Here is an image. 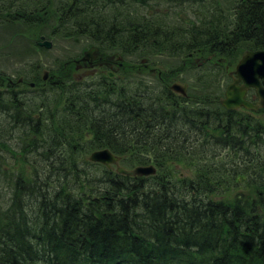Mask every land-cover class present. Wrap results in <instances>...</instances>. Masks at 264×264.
<instances>
[{
    "label": "trees",
    "instance_id": "obj_1",
    "mask_svg": "<svg viewBox=\"0 0 264 264\" xmlns=\"http://www.w3.org/2000/svg\"><path fill=\"white\" fill-rule=\"evenodd\" d=\"M22 1L0 0V14L56 19L63 38L160 68L162 55L264 49V0H235L231 16L210 0H63L53 12L48 0ZM64 63L34 89L0 83V264H264V121L213 97L196 106L145 69L133 84L79 79ZM105 148L157 174L89 161ZM183 163L196 175L160 172ZM121 208L130 225L116 224Z\"/></svg>",
    "mask_w": 264,
    "mask_h": 264
},
{
    "label": "rangeland",
    "instance_id": "obj_2",
    "mask_svg": "<svg viewBox=\"0 0 264 264\" xmlns=\"http://www.w3.org/2000/svg\"><path fill=\"white\" fill-rule=\"evenodd\" d=\"M24 6L26 5L25 1L18 0ZM48 8H51L53 12L55 8L59 5V3L63 0H48ZM212 3L217 4V6L222 8L229 7L230 16L232 14L231 8L234 4L235 0H210ZM43 0H39L38 2L33 3L32 6L40 5ZM44 5V4H43ZM209 4H207L206 9ZM165 10H168V6L166 3ZM189 14V11H187ZM25 14L20 12V15ZM30 14H33L32 16ZM34 9H29L26 11V17L35 16ZM12 17V16H11ZM25 17V18H26ZM18 17H15V19ZM0 21V73H5L9 76H14L15 79L25 75V71L28 69L30 72L39 66H42L43 75L46 71H50L51 68L58 61H64L66 59L72 60L78 56H82L85 51H90L89 49V40L83 38V40L79 39H67L63 38L62 35L54 33L57 21L56 19L49 18L48 21H45L43 24L35 22H30L28 20H24V18L18 23H9ZM51 42L52 48L47 49L46 47L40 46V42ZM116 55L117 53H113ZM184 58L186 61H184ZM149 59V58H146ZM158 59L162 62L163 69L165 72L167 70L177 69L182 67L183 63L193 64V62L185 57H171L167 55H162L158 57ZM21 60V61H20ZM142 60V59H141ZM141 60L137 58V56H129L125 58L124 65L125 69H122L118 75L120 78L119 82H128L129 79H134L133 84L138 82L137 72L129 68L128 66L139 65ZM207 69L204 64L200 68H196L194 72L188 73L184 80L188 81L190 84V89H187V93L189 92L191 98H199L205 100H211L212 93L215 92L217 97H220L226 90L228 85V81H224L222 85L217 84V79L221 75L219 73H211L209 71H205ZM41 70V71H42ZM91 69H83L81 70L76 77L82 79L83 77L92 76V74L88 73ZM106 74V73H105ZM98 76H96L97 78ZM200 77L203 80V83L199 84ZM211 77V79H209ZM100 79V78H97ZM147 81V80H145ZM185 83V82H184ZM191 158L189 160H193ZM195 161V160H194ZM120 166H124L121 161H119ZM176 167H172V169L164 168L161 173H172L173 178L177 179L178 177H185L186 175H190L192 173L193 176L196 173H193L196 167L189 170L185 166H189L188 164H181ZM139 167L138 165H136ZM146 167L154 166L153 163L149 165H145ZM175 166V165H174ZM184 166V167H183ZM19 168V167H18ZM16 168V169H18ZM230 180V179H229ZM244 192V189H243ZM222 196V195H221ZM248 196V195H246ZM223 197H233V193H226Z\"/></svg>",
    "mask_w": 264,
    "mask_h": 264
},
{
    "label": "flooded vegetation",
    "instance_id": "obj_3",
    "mask_svg": "<svg viewBox=\"0 0 264 264\" xmlns=\"http://www.w3.org/2000/svg\"><path fill=\"white\" fill-rule=\"evenodd\" d=\"M151 3H157L164 8L163 0H152ZM30 15L32 16L33 14H30ZM39 19H42V18H38V20ZM239 49H240V47H239ZM190 57L194 58V64H186L184 62L183 63V66L185 67L184 69H174V71L167 70L168 72H165V70L162 67L160 68L159 66L155 65L154 62L150 63L148 59L142 58L143 60L141 61V65L137 68V70H134L138 73L137 74V77H138L137 80H139L140 75L144 73V69L147 71L144 74V77L149 75L148 78H151L153 80L157 79L158 81L161 82V80H163V77L165 76L167 81L163 83L164 87L167 88L168 90H171L175 95L183 97L182 95L174 92L171 89V86L177 82H179V83L185 82L184 84H187V89L189 90L190 84L188 81L184 80L183 77H185L188 73L194 72L197 67L199 68L204 64V66L206 68H209L208 69L209 72L212 71V72H216V73L221 74L217 79L218 85H222L224 81H228V85H227V87H228L236 79L234 72L236 70L237 64L239 63V61L243 57V54L238 55L237 56L238 58H236V59L230 60L229 57L225 58V57L218 56V54L215 53V50H214V52L209 53L206 49H204V50L196 51V55L190 54ZM84 66L91 67L90 68L91 71L88 73L92 74V76H96L97 73L100 71V69H102L101 71L105 72L110 77L108 79L114 80L116 82L120 78L118 73L122 69H124V57L119 55V57H116V58L115 57L114 58L107 57L105 59L104 56H98V59H96L92 65H90L89 63H85ZM212 68H216V69H212ZM110 73H113V75L112 74L110 75ZM209 79H211V77H209ZM203 80H204V77H203V79L200 77L199 84L203 83ZM121 83H124V82H121ZM148 83H150V85L154 84L153 81L148 82ZM241 85H242V83L239 84V86H241ZM227 87H226V89H227ZM225 92H226V90H225ZM225 92L220 97H217L216 93L213 92L211 95L213 97V102L218 101L221 104V100L225 98ZM183 98H185V100H187V101L190 100L192 102V98L190 97L189 92L187 93V96L183 97ZM246 99L249 102L256 103L258 101L256 89H254V88L249 89L247 92V95H246ZM194 103L196 106L202 107L203 105H206L207 100L196 98V99H194ZM226 111H229V113L235 111L238 114L249 112L253 115H257V118L259 119V121H264V109H259L258 111H248L245 108H240V109H233V110H226ZM204 123L205 124L208 123V117H205Z\"/></svg>",
    "mask_w": 264,
    "mask_h": 264
},
{
    "label": "water",
    "instance_id": "obj_4",
    "mask_svg": "<svg viewBox=\"0 0 264 264\" xmlns=\"http://www.w3.org/2000/svg\"><path fill=\"white\" fill-rule=\"evenodd\" d=\"M39 45L47 49L52 48V43L48 41L42 42ZM97 52V48H91L90 51H87L76 63L80 64L81 62H86L92 65L94 61L98 59ZM116 57H119V55ZM234 73L236 79L227 87L225 98L221 100V104L224 108L227 110L245 108L249 111L264 109V49L247 51L237 64ZM45 75L44 78L46 79L48 73H45ZM240 83H242L241 86H239ZM251 88L256 89L258 96V101L256 103L249 102L246 99L247 92ZM171 89L176 93L187 96V84L177 82L171 86ZM89 160L93 163L102 164L107 168L115 166L118 174L125 176L150 177L157 172L154 166H139L133 169L121 167L119 164V156L113 154L108 149L95 151L91 154Z\"/></svg>",
    "mask_w": 264,
    "mask_h": 264
},
{
    "label": "bare ground",
    "instance_id": "obj_5",
    "mask_svg": "<svg viewBox=\"0 0 264 264\" xmlns=\"http://www.w3.org/2000/svg\"><path fill=\"white\" fill-rule=\"evenodd\" d=\"M126 209L127 208H121V209L118 210V212H117V223H116L117 225H123L124 222H127L126 225H130L131 224V223L129 224L128 223L129 220L127 221V219H126V214H127L125 212ZM151 213L154 214L155 213V209H152ZM127 227H129V226H127ZM25 245L26 246H30L28 243H26Z\"/></svg>",
    "mask_w": 264,
    "mask_h": 264
}]
</instances>
